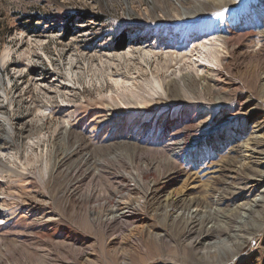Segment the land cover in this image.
<instances>
[{"label":"rangeland","instance_id":"1","mask_svg":"<svg viewBox=\"0 0 264 264\" xmlns=\"http://www.w3.org/2000/svg\"><path fill=\"white\" fill-rule=\"evenodd\" d=\"M263 176L264 0H0V264H264Z\"/></svg>","mask_w":264,"mask_h":264},{"label":"bare ground","instance_id":"2","mask_svg":"<svg viewBox=\"0 0 264 264\" xmlns=\"http://www.w3.org/2000/svg\"><path fill=\"white\" fill-rule=\"evenodd\" d=\"M177 1V0H176ZM192 15H188L187 17L188 18H192V19H195L196 17H200L201 15H203V11L202 10H192L191 11ZM186 14V13H185ZM218 33L220 34L221 32L218 31ZM218 33H215L213 35V37H211L210 39H208L207 41L205 42H199V41H196L195 42V48L193 47V49L189 52V53H196L195 55V59H197L196 61L194 60V62L192 61L190 64L193 65V66H197V65H200V68L203 67V62H209L208 59H211L210 61H213V62H209L211 64H219L220 60H219V50L217 49V45L218 43L220 42L219 40V36H216V35H219ZM263 33V32H262ZM222 34V33H221ZM220 37H222L220 35ZM228 40V39H227ZM224 43V42H223ZM219 46V45H218ZM142 59H150L152 57V55H154L151 51H147V50H142ZM10 53V52H9ZM189 53H180V54H177L176 57H173L172 54H165V58L164 59H190V56ZM126 55H120L118 56L117 59H134L135 58V52L132 50H129L127 51V53H125ZM155 56V55H154ZM157 56V55H156ZM9 57V54L8 52L7 53H4L2 59H3V62H5ZM102 59H110V58H102ZM182 60V61H183ZM172 61V60H171ZM202 64V65H201ZM104 65V64H103ZM204 68H207V67H204ZM157 70H159V68L157 67L156 68ZM166 69V68H164ZM163 72V70H162ZM167 73V72H166ZM109 76V79L118 87L120 88L121 90H125V91H128L130 92L132 95L136 96V87L134 86L133 83H131L129 80L125 79V77H116L115 74L111 71L109 72L108 74ZM189 76V75H187ZM164 78V77H163ZM187 79V78H186ZM166 80V79H165ZM164 81L161 77L157 78L156 76H153L152 78V81H149L146 83V87L150 90L149 92H151L150 94L152 96H157L161 93H165L167 92L166 91V87L164 86ZM200 86V85H199ZM190 87V86H189ZM187 89V88H186ZM208 89V88H207ZM186 91V90H185ZM209 91V90H208ZM165 95V94H164ZM167 95V94H166ZM142 97V96H141ZM143 101V100H142ZM139 103H142V102H139ZM151 103V102H150ZM173 142V141H172ZM177 142V141H176ZM182 142V141H181ZM176 144V143H175ZM182 144V143H181ZM172 146V145H171ZM181 146V145H180ZM237 150V149H236ZM234 154V153H233ZM233 161V160H232ZM230 162V161H229ZM234 162H232L231 164H233ZM232 169V168H231ZM4 172L10 174V175H13L15 174L14 171H12L11 168H4L3 170ZM233 171V170H232ZM263 179H260L258 180L257 184L252 186L251 188H254V189H258L261 185L264 184V176L262 177ZM138 186L140 188V190L142 189L141 188V181L139 180L138 181ZM222 188L218 187V188H215L214 191L215 192H219ZM147 200V198H146ZM222 197L219 199V201H222ZM149 201V200H148ZM148 204V202H147ZM208 206L210 207V205L208 204ZM163 209H172V210H180V211H188L190 209H192L193 207L195 208H208L206 203L204 201H200V200H190V201H182V200H173V201H169V202H165L164 206H162ZM161 207V208H162ZM143 209L144 206L143 204H141V202H137L135 203L133 200H126L124 201L123 203H120L118 205L115 206L114 210L110 213V216H111V219L115 220V219H122V220H130L134 217H132L134 211L136 209ZM146 208V206H145ZM144 208V209H145ZM159 208V207H158ZM145 211V210H144ZM154 211V210H153ZM118 212H122V214L119 216V215H116ZM167 212V211H166ZM182 224V223H181ZM184 225V224H183ZM176 233L177 235H183V234H186V233H189L191 230L188 228V227H178V229H176ZM190 230V231H189ZM242 228L239 229V231H241ZM210 234L208 233L207 236H209ZM239 235V234H238ZM178 241V240H177ZM156 244V243H155ZM154 243H151V242H148L147 241V247L148 249L150 250L151 253H155L154 250L156 249V245ZM242 248H236V252L240 251ZM185 250V249H184ZM183 250V251H184ZM187 250V249H186ZM159 251V250H157ZM182 251V252H183ZM161 252V251H160ZM178 252V250H177ZM187 252V251H186ZM189 253V252H188ZM235 253V252H234ZM187 255V254H186ZM147 256V255H146ZM231 256H233V254H231ZM147 258V257H146ZM212 258V257H211ZM234 258V257H233ZM137 259V258H136ZM152 259V258H151ZM179 260H182V259H179ZM226 260V259H225ZM204 262V261H203ZM228 262V261H227ZM184 264V261L183 263Z\"/></svg>","mask_w":264,"mask_h":264},{"label":"trees","instance_id":"3","mask_svg":"<svg viewBox=\"0 0 264 264\" xmlns=\"http://www.w3.org/2000/svg\"><path fill=\"white\" fill-rule=\"evenodd\" d=\"M126 39H123V43L120 45V46H122L121 48H124V46L123 45H125V41Z\"/></svg>","mask_w":264,"mask_h":264}]
</instances>
